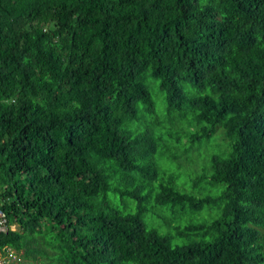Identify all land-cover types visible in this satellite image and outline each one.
Masks as SVG:
<instances>
[{"label":"trees","instance_id":"1","mask_svg":"<svg viewBox=\"0 0 264 264\" xmlns=\"http://www.w3.org/2000/svg\"><path fill=\"white\" fill-rule=\"evenodd\" d=\"M0 207L13 264H264V0H0Z\"/></svg>","mask_w":264,"mask_h":264},{"label":"rangeland","instance_id":"2","mask_svg":"<svg viewBox=\"0 0 264 264\" xmlns=\"http://www.w3.org/2000/svg\"><path fill=\"white\" fill-rule=\"evenodd\" d=\"M151 82H156L158 84V82L156 80H153ZM151 89H152V92L153 94L155 95V97H158L159 95V92H160V89H159V84H158V88H156L154 86V84H151ZM162 93V92H161ZM163 95V93H162ZM162 102L160 101V107L162 106L161 105ZM142 105V104H141ZM191 129L195 128L194 126H190ZM218 137V132L217 134L215 135V139H217V142L218 143H224L221 139L217 138ZM219 137H221L219 135ZM217 142H213L209 147H208V150L209 152H201V150H199V152L196 151V145L192 146L191 150L194 151V156L196 157L197 156V162H193L191 161L192 159L190 158L189 154H188V150L189 147H190V142L188 141V137L187 135L183 137L182 141L180 143H177V142H172L171 146H172V149L174 148L179 157H180V160L182 161L183 165H184V168H188L190 169L189 171H184L183 174H182V177H179V183L181 185H184L187 189H193V184L191 182H189L188 180V174L187 173H190L192 172L193 168H194V172L196 170L200 171L201 170V167H202V162L204 159H206V156H204L205 154H208L209 156L213 155L215 152L219 151L220 149V146ZM185 180V181H182V180ZM16 226V225H15ZM19 259V257L16 255L15 259L14 260H17Z\"/></svg>","mask_w":264,"mask_h":264},{"label":"built area","instance_id":"3","mask_svg":"<svg viewBox=\"0 0 264 264\" xmlns=\"http://www.w3.org/2000/svg\"><path fill=\"white\" fill-rule=\"evenodd\" d=\"M7 227V213L4 208L0 207V232L5 230ZM14 251H12L13 253ZM12 255V254H11ZM15 258V256H13ZM0 264H13L7 258L0 253Z\"/></svg>","mask_w":264,"mask_h":264},{"label":"clouds","instance_id":"4","mask_svg":"<svg viewBox=\"0 0 264 264\" xmlns=\"http://www.w3.org/2000/svg\"><path fill=\"white\" fill-rule=\"evenodd\" d=\"M2 208V207H1ZM5 210V209H4ZM7 213V212H6ZM15 257H16V255H15ZM15 259V258H14Z\"/></svg>","mask_w":264,"mask_h":264}]
</instances>
